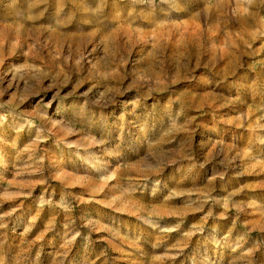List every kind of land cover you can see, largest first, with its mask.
Segmentation results:
<instances>
[{"label":"rangeland","instance_id":"1","mask_svg":"<svg viewBox=\"0 0 264 264\" xmlns=\"http://www.w3.org/2000/svg\"><path fill=\"white\" fill-rule=\"evenodd\" d=\"M0 264H264V0H0Z\"/></svg>","mask_w":264,"mask_h":264}]
</instances>
